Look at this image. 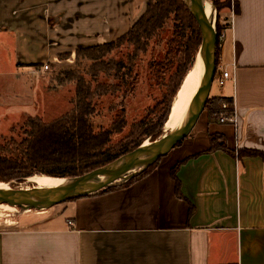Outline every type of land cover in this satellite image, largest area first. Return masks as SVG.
<instances>
[{
    "label": "crops",
    "instance_id": "obj_1",
    "mask_svg": "<svg viewBox=\"0 0 264 264\" xmlns=\"http://www.w3.org/2000/svg\"><path fill=\"white\" fill-rule=\"evenodd\" d=\"M146 3L0 0V59L26 75L19 65L116 40ZM237 3L238 14L220 12L229 25L220 67L231 79L209 94L233 100L235 123L209 124L203 113L170 159L128 186L20 215L0 230V264H264V161L203 153L216 133L235 153L264 152V0ZM183 160L181 199L170 170Z\"/></svg>",
    "mask_w": 264,
    "mask_h": 264
},
{
    "label": "trees",
    "instance_id": "obj_2",
    "mask_svg": "<svg viewBox=\"0 0 264 264\" xmlns=\"http://www.w3.org/2000/svg\"><path fill=\"white\" fill-rule=\"evenodd\" d=\"M208 1L214 5L217 24L222 10L231 8L234 14L239 12L237 0ZM217 24L216 72L221 52V31ZM165 28L172 30L166 43ZM200 44L199 27L182 0H147L145 11L125 34L115 41L75 51L77 70L66 71L59 81L74 86L71 109L49 122L28 118L19 141L9 140L0 145V183L15 189V184L33 176L80 177L114 162L147 141L159 139ZM115 51H119L117 59L113 56ZM126 100L131 101L132 114L123 109ZM105 101L109 104L102 108L100 104ZM103 111L110 113L111 118L103 119ZM203 113L209 124H220L221 117L234 114L233 100L209 97ZM216 151L237 158L259 157L264 161L261 151H230L225 137L217 133L209 135V147L203 153ZM186 160L170 170L175 194L181 199L177 172ZM159 161L104 192L128 186L154 169ZM192 212L189 204V217Z\"/></svg>",
    "mask_w": 264,
    "mask_h": 264
},
{
    "label": "water",
    "instance_id": "obj_3",
    "mask_svg": "<svg viewBox=\"0 0 264 264\" xmlns=\"http://www.w3.org/2000/svg\"><path fill=\"white\" fill-rule=\"evenodd\" d=\"M182 2L195 19L201 34L198 51L201 54V77L177 127L153 142L143 143L134 151L106 166L80 177L61 179L63 182L54 187L39 188L33 185L30 188L14 189L0 186V206L18 208L23 211H44L65 202L121 185L147 170L190 135L209 98L216 72L215 55L218 37L214 19L212 16H208L205 11V5H210L214 12L212 2L208 0H182Z\"/></svg>",
    "mask_w": 264,
    "mask_h": 264
},
{
    "label": "rangeland",
    "instance_id": "obj_4",
    "mask_svg": "<svg viewBox=\"0 0 264 264\" xmlns=\"http://www.w3.org/2000/svg\"><path fill=\"white\" fill-rule=\"evenodd\" d=\"M211 9V16L214 19L216 28L217 20L215 8L214 12L212 7ZM223 17L224 16L221 15L218 16L217 28L221 33L228 27V22ZM171 33L172 30L170 28H165V33L163 35L165 43L170 39ZM4 51L6 52V50ZM118 52L119 51L113 52V56L116 59L119 57ZM59 58L60 59L54 60V62L38 63L30 66L21 64L19 66L21 68H26V71L29 72L20 77L15 76V66L13 63L11 64L10 61L13 59H0V145H4V143L9 140L19 141L23 137V132L26 130L25 123L28 118L36 117L43 122H49L59 118L71 109L70 100L73 97L74 86L72 83L59 81L63 79V74L66 71L77 70L75 51L72 56L70 53H67L59 56ZM148 60L152 61L153 59ZM43 64H48L49 68L46 72L41 70ZM218 88L219 86L213 81L211 96L217 92ZM135 98L131 100L132 103L135 101ZM121 101H123V99H121ZM131 101L126 100L123 103V109L128 113H131ZM108 104L109 101H105V103L102 102L100 106L106 108ZM119 109L121 110L122 106H119L118 110ZM104 111L101 117L103 119H110V113ZM138 113L140 114L141 112L138 111ZM169 130L170 129H167L165 126L164 134ZM184 141L185 140L181 141V144L176 147L183 145ZM167 155L162 157L159 163H163L167 159H170ZM2 185L10 187L8 184ZM15 185L17 188H30L33 186L32 183L28 182V179ZM32 211H23L18 208L0 206V230L14 227L20 215Z\"/></svg>",
    "mask_w": 264,
    "mask_h": 264
},
{
    "label": "bare ground",
    "instance_id": "obj_5",
    "mask_svg": "<svg viewBox=\"0 0 264 264\" xmlns=\"http://www.w3.org/2000/svg\"><path fill=\"white\" fill-rule=\"evenodd\" d=\"M205 11L208 16H211L212 9L210 5H205ZM201 77V54L197 53L195 57V62L191 67L188 74L185 76L184 81L177 93V97H175V101L172 106L171 115L169 120L166 123L167 129H174L179 124L181 116L187 107L189 101L191 100ZM169 130V131H170ZM147 142H145L146 144ZM28 182L33 185L43 188V187H54L63 182L61 179L45 177V176H33L28 179ZM0 186H5L1 185Z\"/></svg>",
    "mask_w": 264,
    "mask_h": 264
},
{
    "label": "built area",
    "instance_id": "obj_6",
    "mask_svg": "<svg viewBox=\"0 0 264 264\" xmlns=\"http://www.w3.org/2000/svg\"><path fill=\"white\" fill-rule=\"evenodd\" d=\"M223 38H224V36H223V32H222L220 37H219V41H222ZM48 68H49L48 64H43L41 67V70L43 72H46L48 70ZM230 79H231V72L227 68L219 67L217 72H215V76H214L213 81L217 84V86L222 87ZM223 108H225L224 105H223ZM233 108H234V104H233ZM219 123L220 124H225V123L234 124L235 123V114H232L229 117H221L219 120Z\"/></svg>",
    "mask_w": 264,
    "mask_h": 264
}]
</instances>
